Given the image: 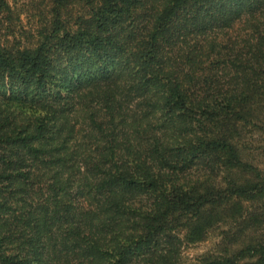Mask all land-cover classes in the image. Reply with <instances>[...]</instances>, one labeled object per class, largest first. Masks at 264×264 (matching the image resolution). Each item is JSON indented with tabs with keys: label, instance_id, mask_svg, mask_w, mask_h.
Returning <instances> with one entry per match:
<instances>
[{
	"label": "trees",
	"instance_id": "1",
	"mask_svg": "<svg viewBox=\"0 0 264 264\" xmlns=\"http://www.w3.org/2000/svg\"><path fill=\"white\" fill-rule=\"evenodd\" d=\"M29 1L34 32L0 0V264H264V0Z\"/></svg>",
	"mask_w": 264,
	"mask_h": 264
},
{
	"label": "rangeland",
	"instance_id": "2",
	"mask_svg": "<svg viewBox=\"0 0 264 264\" xmlns=\"http://www.w3.org/2000/svg\"><path fill=\"white\" fill-rule=\"evenodd\" d=\"M18 6L23 8V14L20 17L21 26L29 31H33L37 25V17L35 16V10L30 7L29 0H16ZM217 232H213L209 237L199 243L193 245H187L182 252V259L184 263L196 261L200 256L207 252L214 250L215 242L218 240Z\"/></svg>",
	"mask_w": 264,
	"mask_h": 264
}]
</instances>
